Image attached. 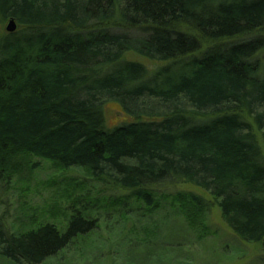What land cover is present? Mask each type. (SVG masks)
<instances>
[{
  "label": "trees",
  "instance_id": "1",
  "mask_svg": "<svg viewBox=\"0 0 264 264\" xmlns=\"http://www.w3.org/2000/svg\"><path fill=\"white\" fill-rule=\"evenodd\" d=\"M11 19L0 199L30 158L84 180L0 222V264H193L182 246L140 254L171 219L193 250L213 207L263 248L264 0H0ZM109 103L128 121L108 127Z\"/></svg>",
  "mask_w": 264,
  "mask_h": 264
},
{
  "label": "rangeland",
  "instance_id": "2",
  "mask_svg": "<svg viewBox=\"0 0 264 264\" xmlns=\"http://www.w3.org/2000/svg\"><path fill=\"white\" fill-rule=\"evenodd\" d=\"M7 25L8 23L2 25L1 34H6ZM148 66L155 67L153 64ZM105 117L108 127H115L128 121V117L114 103L105 106ZM22 170H24L23 177L6 194H2L0 199V222L10 230L16 221L15 216L19 208L26 205L33 210L49 207L50 203L57 200L56 195L68 188L74 179L84 180V174L78 169L63 170L50 162L35 158L26 160ZM171 190L202 194L200 190L190 186H179ZM160 225L161 236L150 242L146 248L144 245L140 254L142 261L151 259L153 254L164 253L182 246V257L190 259L193 264H264L263 248L239 244L222 221L216 207L212 208L205 220L207 239L195 245L192 251L187 244L193 243V239L182 221L171 219L160 222ZM241 252L245 253V256L238 259ZM141 258L138 261H141ZM136 260L135 257L134 261Z\"/></svg>",
  "mask_w": 264,
  "mask_h": 264
},
{
  "label": "water",
  "instance_id": "3",
  "mask_svg": "<svg viewBox=\"0 0 264 264\" xmlns=\"http://www.w3.org/2000/svg\"><path fill=\"white\" fill-rule=\"evenodd\" d=\"M16 30H17V24H16L15 20L14 19L9 20L7 28H6V31L8 33H14V32H16ZM262 247H263V250H264V240L262 242Z\"/></svg>",
  "mask_w": 264,
  "mask_h": 264
}]
</instances>
